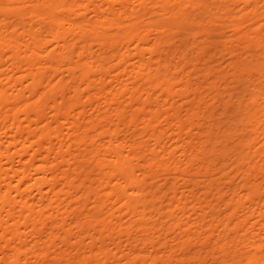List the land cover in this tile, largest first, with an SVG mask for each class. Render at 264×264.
Instances as JSON below:
<instances>
[{"label":"bare ground","instance_id":"obj_1","mask_svg":"<svg viewBox=\"0 0 264 264\" xmlns=\"http://www.w3.org/2000/svg\"><path fill=\"white\" fill-rule=\"evenodd\" d=\"M0 252L264 264V0H0Z\"/></svg>","mask_w":264,"mask_h":264},{"label":"rangeland","instance_id":"obj_2","mask_svg":"<svg viewBox=\"0 0 264 264\" xmlns=\"http://www.w3.org/2000/svg\"><path fill=\"white\" fill-rule=\"evenodd\" d=\"M226 58H228V57H226ZM68 98H69V96H68ZM67 100H68L69 103H70L71 97H70L69 99H67V97H66L65 101H67ZM66 103H68V102H66ZM46 109L49 110L48 107H47ZM54 125H56V124H54ZM91 132H92L91 134H92L93 136H95V131L92 130ZM74 148H75V147H74ZM177 155H178V154H177ZM51 156H52L51 158L55 157V156H53V154H52ZM59 159H60V158H59ZM61 159H62V157H61ZM61 159H60V160H61ZM92 232H94V230H93ZM61 233H62V232H61ZM174 235H176V234H174ZM174 237H175V236L170 235L169 238H172L171 240H173ZM12 238H13V240H12V243H13L15 237L12 236ZM73 239H75V238H73ZM88 240H89V239H88ZM89 241H90V240H89ZM89 241H88V242H89ZM171 242H172V241H171ZM175 243H176V242H174V244H175ZM171 244H173V243H171ZM58 245H59V243H58ZM58 245H57V247H58ZM95 245H96V246H95ZM95 245H94V248H95V249H93L94 251L97 249V246H99V245H97V244H95ZM60 247H61V246H60ZM63 247H64V246H63V244H62L61 249H62V250H65V248H63ZM99 247H100V246H99ZM73 248H74V247H73ZM73 248L71 247L70 250H69V252H70L71 254H72V252H74L72 257L75 256V252H76V253L78 252V253L76 254V255L79 256L78 258L76 257L77 260H78L80 257H83L84 253H85V255L89 253V252H84V253L82 252V251H84L85 247H84L83 249L80 247V248L82 249V251H81L80 248H79V249H78V248H74V249H73ZM61 249H60V250H61ZM77 250H78V251H77ZM85 251H86V250H85ZM87 251H89V250H87ZM59 252H60V251H59ZM0 253H1V252H0ZM79 253H80V254H79ZM81 253H82V254H81ZM0 255H2V254H0ZM81 255H82V256H81ZM85 255H84V256H85ZM2 256H3V255H2ZM0 257H1V256H0ZM76 258H75V260H76ZM75 262H77V261H75ZM69 263H70V264H75V263H73V261H71V262H69ZM80 263H81V262H78V263H76V264H80ZM66 264H68V263H66ZM81 264H82V263H81Z\"/></svg>","mask_w":264,"mask_h":264}]
</instances>
